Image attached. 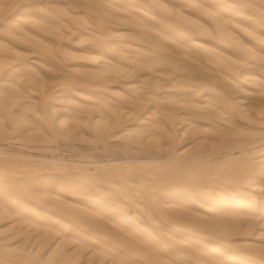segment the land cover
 Instances as JSON below:
<instances>
[{
    "label": "rangeland",
    "instance_id": "374dc122",
    "mask_svg": "<svg viewBox=\"0 0 264 264\" xmlns=\"http://www.w3.org/2000/svg\"><path fill=\"white\" fill-rule=\"evenodd\" d=\"M0 264H264V0H0Z\"/></svg>",
    "mask_w": 264,
    "mask_h": 264
},
{
    "label": "bare ground",
    "instance_id": "6f19581e",
    "mask_svg": "<svg viewBox=\"0 0 264 264\" xmlns=\"http://www.w3.org/2000/svg\"><path fill=\"white\" fill-rule=\"evenodd\" d=\"M194 72V71H193ZM195 73V72H194Z\"/></svg>",
    "mask_w": 264,
    "mask_h": 264
}]
</instances>
